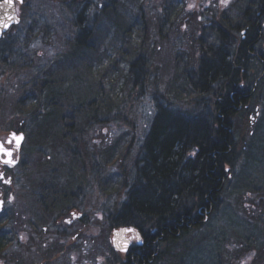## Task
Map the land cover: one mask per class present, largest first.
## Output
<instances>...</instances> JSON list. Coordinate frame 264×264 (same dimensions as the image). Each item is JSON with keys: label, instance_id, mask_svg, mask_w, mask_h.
<instances>
[{"label": "trees", "instance_id": "16d2710c", "mask_svg": "<svg viewBox=\"0 0 264 264\" xmlns=\"http://www.w3.org/2000/svg\"><path fill=\"white\" fill-rule=\"evenodd\" d=\"M52 1L63 6L67 2L74 3L78 0ZM164 1L168 2V0ZM26 2L28 3L27 6H23L25 11L22 22L27 23L24 32L28 40L30 34L36 31L38 19L36 14L32 13V0H26ZM87 2L88 0H84L82 3ZM115 6L116 3L112 4L109 1L103 12L99 11L96 19L92 21L94 27L97 26V19L100 17L103 20H112L110 26L114 24L113 19L117 16ZM81 13L79 12L81 15L77 18L76 28L73 27L76 40L71 47L67 44L70 51H67V54H59L50 61H34L30 63L32 66L26 69H23L22 64L15 67L14 58H9L6 53L11 52L19 40L14 39V35L11 36L12 32L0 40V79L7 75L6 83L9 82L8 88L5 85V88H0V113L3 112L0 120L4 122L8 130L25 131L28 142L30 137L32 146L27 148L29 143L26 144L29 151H27L29 154L27 159L33 163H42L40 167L45 166L42 169V175L48 174L53 177L63 175V179L58 180V183L59 185L61 182L64 183L63 189L54 190L52 200L44 202L50 208V216L46 223H44L45 217L37 211L39 206L36 207L37 209L31 210L30 207L24 209L27 215L25 227L33 229L34 224H37L36 230H39L40 238L44 240L38 245L43 249L39 248L41 251L36 253L27 254L30 250L27 253H21L12 264L43 262L71 264L72 248H68V245L77 244V242L82 256L97 257L103 251L110 258L108 264H189L185 258L187 250L190 248L192 239L197 236L194 237V235L202 233L203 227L208 233L205 237L211 239L216 249L220 248L222 251L217 257V262L214 257L213 264H225L223 258H225L227 246L226 252H223V247L233 240L240 247L243 246L240 249L241 252L247 249L251 251L254 248L264 250V222L246 227L247 234L243 231L242 224L240 230L234 228L238 222L241 223L239 217L241 214L249 220L253 219L252 215L246 216L241 212L232 201V197L248 196L251 193L257 194L260 202L264 203V33H252L253 29L242 35L235 31L237 28L233 27L240 21L234 23L232 19H229L230 33L220 30L210 31L208 33L214 38V41H211L210 34L199 31L202 24L197 19H192L188 36L183 33V36L180 35L177 39H180L181 44L184 42L183 47L188 48V52L176 53L173 56L174 69L178 70V75L172 77V87L168 79L158 80V92L155 95L157 98L164 99V102L157 105V114L152 127L144 138V143L135 159H132V154L127 159L130 147H126L124 156L118 148L119 141L107 146L104 143L100 145V142L94 139L95 135H91L93 129L104 122L100 119V114L108 117L116 111L120 117L121 104L127 106L132 94L129 91L124 99L116 104L114 98H119L118 95L111 96L110 102L105 104L98 100L99 91L102 90V84L107 79L105 76L112 77L110 73L113 69L112 67L107 69L110 72L109 75L95 74L91 71L92 66L100 68L102 64L98 55L97 57L91 55L88 60L90 63L88 65L85 63L89 53L95 54L94 52H98L99 48L93 41L94 28L82 25L83 19L88 20L86 16L89 13L84 10H81ZM176 13L177 11L174 10V16ZM185 17L182 15L181 19ZM168 20L169 17L164 15L159 21L152 18L149 20V27L159 34L161 30L173 28L164 26ZM171 20L174 22V19ZM61 24L64 23L59 20L58 25ZM116 24L119 31H124L122 26L117 22ZM144 24L142 23V29L145 31L142 41L147 37ZM17 27L19 25L13 30ZM61 27L63 32L65 29L68 30V27ZM177 30H180L179 27ZM181 32H184L182 28L179 34ZM90 38L92 43H89ZM160 39L167 40L162 35ZM20 40L22 41L23 38ZM149 40L152 39L149 37ZM230 41L235 42L234 45L226 48V44ZM254 42H259L256 49L260 54L252 59L248 50L251 49L250 52H253L251 45ZM136 49L139 53L142 51L140 46ZM137 50H132V57L137 56L138 59L128 65V71H123L126 74V80L119 87L120 90L130 87V84L133 86V82L139 77L146 83L153 76V72L149 73L148 58L139 55ZM155 50L154 47L150 51L155 52ZM161 54L163 53L159 52L157 55ZM62 55L64 60L61 59ZM29 57L32 59L33 54H29ZM57 58L59 59L56 60ZM79 64L83 70H85L84 65L91 66L86 69L92 73L95 80L86 82L87 92L91 96H79L73 92L74 98L71 99L70 79L65 77V73L74 71ZM15 68L23 70L12 74ZM30 72L34 74H29ZM119 72L124 74L121 70ZM152 83L155 82L152 81ZM106 84L110 86L109 83L106 82ZM108 90L112 92L113 88L109 87ZM168 91L176 99L175 102L184 103L183 109L175 110L172 106H167L165 95ZM16 93L18 96L14 95ZM197 96L201 98L190 101L191 97ZM11 102L13 106H8L11 108L10 111L4 112L5 104ZM24 102H30V107L25 109ZM256 107L261 108L262 116L260 115L261 118L255 123L253 133L249 137V144L247 143L237 153V145L242 141L243 126L248 122L250 115L255 113ZM39 122L42 125H38ZM259 139L261 143L258 145ZM255 150H258L262 156L260 160L257 159L258 161L250 157L255 155ZM139 155L141 157L138 160ZM63 156H66L68 160H64ZM119 156H122L120 160L122 165L118 166V173L122 177L123 187L128 185L129 189L112 188L110 190L113 193H116V190H119L118 192L123 190L129 195L121 196L124 202L114 210L110 208L108 213H105L106 235L100 238L86 232V227L82 226L83 218L75 222L73 226L66 227L64 222L61 223L62 209L65 210V216L73 210L86 209L83 204L84 190H90L89 197L94 196L95 191L99 189V179L104 178L107 181L104 177L107 167ZM251 160H255L254 166L259 163L260 167H251L249 165ZM125 161L128 163L127 166ZM100 165L104 169L100 168ZM225 166L229 168L227 173ZM76 168L80 174L73 171ZM130 168L136 171V176L135 181L129 184ZM234 169H239L240 175L237 181L233 180ZM228 176L231 178L228 179ZM222 178L224 181L221 180ZM230 183L233 188L228 189ZM223 184L224 188L219 189ZM112 185L115 186V184ZM130 188H133L131 192H129ZM223 202H228L225 212L228 218L222 214L220 218H212L216 224H213L211 220L206 224L211 217L209 215L211 213L214 215L218 211L217 206L220 203L224 205ZM88 205L89 209L95 210L96 213L101 212L98 201ZM206 213L208 216H205ZM30 214L37 219H29ZM95 220L97 221L98 218ZM31 221L34 222L33 225L29 224ZM227 221H230L229 224L231 222L234 224L230 226L225 223ZM100 225L101 222L99 227ZM61 226L62 228H59ZM45 227L48 229L47 232L44 230ZM122 227L141 231L146 245L148 244V247L146 245L143 247L145 253L138 249L129 251L127 255H120L113 249L108 236L114 229ZM21 229L23 230L24 226ZM14 236L18 239V235ZM6 238L7 236L0 237V242ZM60 242L65 244L62 246ZM19 245L24 247L23 242H19ZM152 246L154 252L151 250ZM217 254L216 250L215 256ZM239 254L238 252L234 258L239 259L243 255Z\"/></svg>", "mask_w": 264, "mask_h": 264}, {"label": "rangeland", "instance_id": "374dc122", "mask_svg": "<svg viewBox=\"0 0 264 264\" xmlns=\"http://www.w3.org/2000/svg\"><path fill=\"white\" fill-rule=\"evenodd\" d=\"M109 1L112 4L116 3L115 7L117 10V16L114 17L113 19L114 24L110 26L112 20L110 19L103 20L102 17H100L99 19H97V26L94 27L92 21L96 19V15L99 11L103 12L104 7L106 6V4L109 3ZM163 1L162 0H88L86 4H83L82 2H84V0H78L75 1L74 3L67 2L66 4H63V6H61L60 4H57L52 0H32L31 3V9H33L32 13L36 14V19H38V23H36V31L32 32L30 34V38L27 40V34L24 32V29L27 27V23L22 22L21 25H19V27L15 28L14 30L12 29L13 31H11L12 32L11 36L14 35V39L16 38V40H19V43L16 44V47L12 49L11 52H8V54L6 53V56H8L9 58H14L15 67L18 64H22L24 65L23 69H26L28 66H32L30 65V63L34 61H38V60L50 61L58 57L59 54H67V51H70V48L67 46V44H70L71 47L73 42L76 40V35L74 32L75 30L73 29V27L76 28V21L78 20L77 18H79V16L83 14L81 13V10L88 12L89 15L86 16L88 20L84 21L83 19L82 25L94 28L93 41L96 42L95 45L96 47L99 48V51L94 52L95 54L89 53L88 58L85 59V63H87V65L88 63H90V61L88 60L90 59L91 55L96 57L98 55V57H100V59L102 60L101 62L102 64L100 68L99 67L96 68L95 66L91 67L84 65L85 70H83V67L80 66V64H84V63L80 62L79 66L76 65L74 71H67L65 73V77L70 79V84L72 89V90L69 89L70 90L69 96L71 99L74 98V93L79 96L80 95L91 96V94L87 92L88 90H87L86 82H93L95 79L92 73H90L86 69L87 67L88 68L91 67V71L95 72V74L99 73L101 75H103L104 73H105L104 75H109L110 72H108L107 69L112 67L113 70L110 73L112 77L105 76V78L107 79L105 83L102 84V90L99 91L100 94L98 100L105 104L106 102H110L111 96L118 95L119 98L117 97L114 98L116 104V102L118 103L119 101L124 99V96L127 95L129 91L130 94H132V97H130L129 101L127 102V106L125 104H121L120 117L116 111L113 112L108 117L101 113L100 119L104 122L101 123V125L100 124L97 125L96 128L93 129L91 135L92 136L95 135L94 139L96 141H99L100 145L104 143L107 146V144H113L119 141L118 148L120 150L121 155L124 156H125L126 147H130L129 148L130 151L127 153L128 155L127 159H129V156L131 154H132V159H135L138 150L144 143L143 141L144 138H146L150 128L152 127L154 118L157 114V105L162 104V102H164V99L157 98L155 95V93L158 92L157 82L159 79L165 78L168 79L170 86L172 87L173 85L172 77L178 75V70L174 69L173 56L176 55V53L180 54V52H188V48L183 47L184 42L181 44L180 41H178L177 39L180 38V35L183 36V33L188 36V33H190L189 29L184 30V32H181V34H179L180 30H177L178 25L174 23L173 20H171L174 19V10L179 11L182 8L175 7L177 5L176 0H168V2L167 1L163 2ZM27 3L28 2H26L25 0L23 5H19V13L21 15H24L25 10L23 6L25 5L27 6ZM233 11L235 10H231L230 13H232ZM79 12L81 14H79ZM163 15L164 17H169V20L166 22V24H164V26L170 28L173 27L175 29L167 28L165 29L166 33L165 30L164 31L161 30V33L158 31L159 34H157V32H153L152 28L149 27L150 26L149 20L154 18V20L159 21L160 17H163ZM231 18L233 19L232 16H230V19ZM59 20H62L64 24L58 25ZM237 21H241V19L238 18L234 23H236ZM116 22L120 26H122V29L124 31H119L117 29L118 26ZM142 23H145L144 25L146 26V36H147L144 38L143 41L142 38L144 37L145 31L142 29ZM61 26L68 27V30L65 29L63 32ZM127 27H129V29ZM59 29L61 31H58ZM62 33H64V35H62ZM161 35L163 37L165 36L167 40L161 41L160 39ZM149 37L152 40H149ZM22 38L23 40L21 41L20 39ZM189 39H191V37H189ZM211 41H214V38L211 37ZM23 42L25 43L23 44ZM89 43H92V38H90ZM138 46L142 48V51L140 53L136 49V47ZM154 47L156 49L155 52L150 51ZM195 48L192 49L195 50ZM133 49L137 50L139 55H143L148 58L149 73L153 72L152 73L153 76L150 77V79L146 83L145 81L142 80L141 77H139L138 80L136 79V81L133 82V86L130 84V87L127 86L123 90H120L119 87L122 85L123 81L126 80L125 78L126 74L123 71L124 70L128 71V65L138 59L137 56L132 57ZM159 52H162L163 54L157 55ZM29 54H33L32 59L31 57H29ZM6 56L3 55L4 58H7ZM124 57L128 59L124 60L123 59ZM58 59L59 58H57L56 60ZM61 59L64 60V55H62ZM115 64H118L117 65L118 67ZM118 69L121 70L122 73L124 74H121V72H119ZM18 70H19L18 68H15L14 70H12V74L17 73ZM29 74H34V73L30 72ZM7 77L8 76L5 75L0 79V88L1 87L8 88L9 82L6 83ZM152 81H154L155 83H152ZM106 82L109 83L110 86H107ZM109 87L113 88L112 92L108 90ZM14 95L18 96V93ZM165 96H166L165 98L167 99L166 102L168 103L167 106H172V109L175 110H179L180 108L183 109L182 104L184 103L180 104L179 101L175 102L176 99L173 98V95L171 94L170 91H168V93ZM200 98L201 97L199 96L191 97L190 101H194ZM15 99H17V97ZM24 105H25V109H27L30 107V102L27 103L24 102ZM185 105L188 106L187 104ZM8 106H13V103L11 102L5 104L4 112L10 111L9 109L11 108ZM189 107L192 108L190 105ZM259 108L260 107H256L255 113L254 114L252 113V115H250V117L248 118V122H246V125L247 124L248 125L247 126L245 125L246 127L243 126V129L241 131L242 143L240 142L238 144L239 146L237 145L236 152L242 149L243 147H245L247 143L249 144V140H250L249 137H251V134L253 133V130L255 128L254 127L255 123H257V120L261 118L260 115L262 116L261 108L260 109ZM1 116H3V112L0 113V118ZM108 119H111V121H108ZM37 124L42 125L41 122ZM7 128L8 127L5 126L4 122L0 120V136H7L9 133H11L12 130H8ZM28 143L29 145L27 146V148H30L32 146L30 144V137ZM257 143L259 145L261 143V140L259 139ZM254 153L255 155L250 156L251 158H255V160L257 159L260 160L262 158L258 150H255ZM121 157L122 156H119L117 158L115 157L116 158L115 161L108 165L107 167L108 170L105 172V176L103 175L104 177L107 178V181L104 178L99 179V183H100L99 189L95 191L94 196L89 197L90 195L88 194L90 190L89 191L84 190L85 197L83 200V204L86 207V209H82V211L77 209L74 210L73 212L76 215L77 214L80 215L79 217L76 218L73 217L72 213H69V215L66 216L67 221L64 223L66 227L67 225L73 226L75 221L78 222L83 218L84 220L82 226L86 227V232L93 233V235H95L96 237L98 236L100 238L106 235L107 218L105 213H108V210H110V208L114 210L115 207L117 208V206H119L120 203L124 202L123 200H121L122 199L121 196L129 195L123 190H120V192H118L119 190H116V193H113V191L110 190L112 188L113 189L120 188L126 190L129 189L128 185H125L123 187L122 177L118 173L119 170L118 166L122 165L120 162ZM140 157L141 155L137 157L138 160ZM63 159L66 161L68 160L66 156H63ZM255 160H251L252 162L249 161V165L251 167H260L259 163H257L256 166H254L253 162ZM127 162L125 161L126 166L128 164ZM100 168H102L101 165ZM77 169L78 168L74 169L73 171H76ZM102 169H104V167ZM75 173L80 174L79 171H76ZM238 173H239V169L236 170L234 169L233 180L234 179H236V181L238 180V177L240 175V173L239 174ZM128 175L130 179L128 183L129 184L133 183L135 181L136 171L130 168V173ZM251 177L252 174L250 173V178ZM229 178H231V176H228V179ZM112 184H115V186H113ZM231 188H233V186L230 183L228 189ZM132 190L133 188H130L129 192H131ZM94 201H98L99 204L101 205L100 207L101 212L96 213L95 210L89 209L90 207L88 204H92ZM232 201H233V205L238 207V209H240L241 212L245 213L246 216L252 215L251 218L253 219V220H249L245 218L243 214H241L242 216L241 215L239 216L241 223L238 222L234 226V228L239 229L242 224L243 231L245 232V230L247 229L246 227L254 224L259 225L261 222H264L263 221L264 203L260 202L259 196L257 194L250 193V195L248 196L241 195L238 198L232 197ZM227 203L228 202H223L224 205L220 203L219 206H217L218 211L214 215H212V213L209 215L211 217L208 218L206 224L210 220L212 221L213 224H216L213 219L220 218L222 214L225 216V218H228L227 214L225 213L227 209ZM208 213H206L205 216H208ZM95 218H98V220L96 221ZM100 222L101 225L99 227ZM225 223H227L230 226L234 224L233 222L229 224L230 221H227ZM62 226L59 228H62ZM124 228L129 229V227H124ZM203 229L204 230L202 231V233H199V235L195 234L194 237L196 235L197 236L192 239V242L190 241L191 245L190 248L187 250V255L185 257L189 264H213L214 257H216V262H217V257H219L220 253H222L220 248L216 249L215 244L211 239L205 237L206 236L205 234L208 233L206 231L207 230L206 228L203 227ZM9 230L12 229L9 228V226L6 227L5 231H9ZM137 231L138 233H141L139 229ZM245 233L247 234L248 232ZM127 234L130 233L127 232ZM46 236H48V234H46ZM139 237L142 240V236L140 234ZM108 239L113 249L117 253H119L120 255L126 254L114 248L112 233L110 236H108ZM133 240H135L136 243H139L138 242L139 240H137L136 237L133 238ZM41 242H44V240H39V242L36 241V243L33 245H38ZM102 242H104V239H102ZM31 243L32 242H30V244ZM60 243L62 246L65 244L62 242ZM77 245H79L78 242L77 244L68 245V248H72V253L70 258V262L72 264H106V263L108 264L110 262V258L108 257V255H105L106 253L105 252L103 253V251L101 252L100 256L97 257L90 255L82 256L79 247H77ZM19 246L20 245L17 244V247ZM226 246H227V252H226ZM37 247L40 248L39 245ZM242 247H240L235 240H233V242H228V244L226 243L223 247V252H226L225 254L223 253L225 257L223 258L225 264H246L249 261H251L252 257L249 256L250 249L243 250L241 252L240 249ZM216 250L218 253L217 256H215ZM30 252L31 251H29L27 254H29ZM236 252L237 254L239 252L240 254L243 255H241L239 259H236L234 258L237 255L235 254ZM41 264H46V263L43 262Z\"/></svg>", "mask_w": 264, "mask_h": 264}, {"label": "flooded vegetation", "instance_id": "af4514ba", "mask_svg": "<svg viewBox=\"0 0 264 264\" xmlns=\"http://www.w3.org/2000/svg\"><path fill=\"white\" fill-rule=\"evenodd\" d=\"M176 2V7L182 8L174 16V23L178 25L180 31L181 28L183 31L190 30L192 19H197L202 24V27L199 29L200 32L204 31L208 33L210 31L220 30L224 33H230L228 24L230 16H232L233 19H231L234 22L238 18L241 19L240 23L238 22L233 27L237 28L235 31L240 32L242 35L245 32H251L253 29L252 33H264V0H176ZM231 10L235 11L230 13ZM182 15L186 17L181 19ZM14 27L10 28L0 40L4 39ZM234 43L230 41L225 47L233 46ZM256 45H259V42H254L251 45L253 52H250L251 49L248 50V54L252 59L260 54L256 49ZM12 132H22L25 135L24 142L19 148L15 146V140H12ZM12 132L7 136H0V143H4L5 147L10 148L13 153V162L10 165L4 163L7 157L0 154V174L3 175L4 180L10 181V183H5L4 180H0V237L7 236L6 239L0 242V246L3 245L0 247V264H12L21 253H27L29 250L33 253L41 251L37 247L38 245H33L36 241L43 240L40 238L39 230H36L37 224L31 221L29 224H34L33 229H27L25 227L27 215L24 209L30 207L32 210L37 209L36 207L39 206L37 211L45 217L44 223H46L47 218L50 216V208L44 202L46 200H52L55 189H63L64 187L63 182L60 185L58 183V180L63 179V175H59V177H53V175L50 176L48 174L42 175V169L45 166L40 167V165H43L42 163H33L27 159V155L29 154L26 148V144L28 143V135L26 132L15 130H12ZM9 140H12L10 145L7 143ZM225 170L227 173L229 170L228 166H225ZM221 180L224 181V178ZM224 184L219 189H223ZM73 211L71 213L74 218L80 216L78 214L76 215ZM61 212L62 220L59 219V221L61 220V223H65L67 221L65 210L62 209ZM29 219L37 218L30 214ZM8 226L12 230L5 231ZM22 226H24L23 230L21 229ZM44 230L45 232L48 231L46 227ZM14 235H18V239ZM141 236L142 240L139 238V243L133 240L136 237L135 235L131 234L128 236L131 240L128 252L141 249L145 253L143 247L146 245V240L143 235ZM6 241L7 243L4 244ZM19 242H23V248L21 245L17 247ZM30 242L32 243L30 244ZM146 246L148 247V244ZM152 248L153 246L151 250ZM63 249L65 250V248ZM152 251L154 252V250ZM249 254L252 259L246 264H264V250L254 248Z\"/></svg>", "mask_w": 264, "mask_h": 264}, {"label": "water", "instance_id": "95a60500", "mask_svg": "<svg viewBox=\"0 0 264 264\" xmlns=\"http://www.w3.org/2000/svg\"><path fill=\"white\" fill-rule=\"evenodd\" d=\"M0 3H2V1ZM7 11H8V14L13 16V19L12 20H7L5 18L2 22H0V23L8 25V27H6V28L3 27V26H0V38L3 36V34H5L10 29V27L12 25L18 24L20 22V19H19V17L16 14L15 0H13V7L7 9ZM2 16H4V10L0 9V17H2ZM17 137H23V139H24V135L23 134H20ZM23 139L20 141V144L22 143ZM126 233L127 232H125L124 229L114 232L113 244H114V247H115L116 250H119V251H122V252L127 251V248L129 246V240L125 236Z\"/></svg>", "mask_w": 264, "mask_h": 264}, {"label": "snow or ice", "instance_id": "6c2138e0", "mask_svg": "<svg viewBox=\"0 0 264 264\" xmlns=\"http://www.w3.org/2000/svg\"><path fill=\"white\" fill-rule=\"evenodd\" d=\"M22 2V0H21ZM13 7V0H2V3H0V9H3L4 10V16L0 17V22H2L5 18L7 20H12L13 19V16L8 14V11L7 9L9 8H12ZM0 26H3V27H8L7 24H3V23H0ZM23 139V137H17L15 134H13V137H12V140H15L16 142V147L19 148L20 146V141ZM12 140H9L7 141V143L10 145L12 143ZM0 154H2L3 156L7 157V159L4 160V163L5 164H12V156H13V153L11 151L10 148H6L4 143H0ZM0 180H4V177L2 174H0ZM5 183H10V181L8 180H4ZM70 222V221H69ZM125 232H134V229H124ZM136 239L139 240V236L137 235L136 236Z\"/></svg>", "mask_w": 264, "mask_h": 264}]
</instances>
